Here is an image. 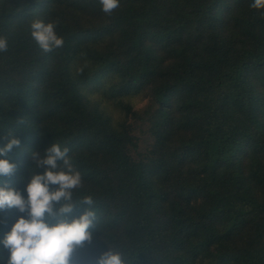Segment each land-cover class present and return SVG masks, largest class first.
<instances>
[{"label": "trees", "instance_id": "16d2710c", "mask_svg": "<svg viewBox=\"0 0 264 264\" xmlns=\"http://www.w3.org/2000/svg\"><path fill=\"white\" fill-rule=\"evenodd\" d=\"M251 3L120 0L108 15L99 0H0V149L21 142L0 156L17 166L0 187L27 198L43 172L32 153L69 149L73 200L96 214L74 264L109 247L129 264H264V10ZM36 19L59 21L63 47H39ZM21 215L0 210V241Z\"/></svg>", "mask_w": 264, "mask_h": 264}, {"label": "clouds", "instance_id": "9594fccd", "mask_svg": "<svg viewBox=\"0 0 264 264\" xmlns=\"http://www.w3.org/2000/svg\"><path fill=\"white\" fill-rule=\"evenodd\" d=\"M102 11L111 15L120 6V0H99ZM253 9L264 10V0H253ZM59 21L45 23L36 19L31 24V35L44 52L63 47L64 40L56 28ZM7 51V40L0 38V52ZM19 139H11L0 156L6 155L14 147H20ZM35 169H43L42 174L31 170L25 191L0 187V210L16 209L21 215L0 243L8 251L7 264H74V254L85 243L91 244L94 234L90 231L95 220L91 210L90 196L82 201L73 200V191L82 187L79 171L71 164L69 149H61L54 143L40 157L32 153ZM63 161V165L58 161ZM16 165L7 159H0V175L11 176ZM53 186H58L53 188ZM85 212L78 218L72 214L77 206H85ZM95 264H129L124 255L112 248L95 259Z\"/></svg>", "mask_w": 264, "mask_h": 264}, {"label": "rangeland", "instance_id": "374dc122", "mask_svg": "<svg viewBox=\"0 0 264 264\" xmlns=\"http://www.w3.org/2000/svg\"><path fill=\"white\" fill-rule=\"evenodd\" d=\"M93 100L100 102L101 106L105 111L112 116L115 121H121L125 118L124 112L116 106L113 102L107 101L106 99L101 98L98 95L93 96ZM150 100L145 96H138L130 100V103L133 105L134 109H144L148 106ZM132 121V120H131ZM143 126L138 125V129L135 130V134L141 139V147L144 148L148 139L146 135L142 132ZM146 142V143H145Z\"/></svg>", "mask_w": 264, "mask_h": 264}]
</instances>
